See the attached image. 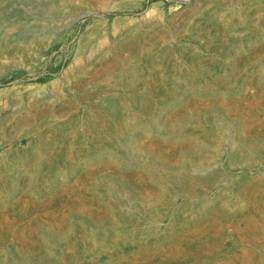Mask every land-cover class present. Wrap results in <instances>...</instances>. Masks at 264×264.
Segmentation results:
<instances>
[{
    "label": "rangeland",
    "instance_id": "374dc122",
    "mask_svg": "<svg viewBox=\"0 0 264 264\" xmlns=\"http://www.w3.org/2000/svg\"><path fill=\"white\" fill-rule=\"evenodd\" d=\"M62 2L0 0V264H264V0Z\"/></svg>",
    "mask_w": 264,
    "mask_h": 264
},
{
    "label": "bare ground",
    "instance_id": "6f19581e",
    "mask_svg": "<svg viewBox=\"0 0 264 264\" xmlns=\"http://www.w3.org/2000/svg\"><path fill=\"white\" fill-rule=\"evenodd\" d=\"M28 4H33L34 0H25ZM42 3L46 10L51 15H58L59 13H62V0H42ZM38 7V6H37ZM44 9V8H43ZM6 18H8L7 14L0 11V29L4 26ZM26 35V32H22L18 35L17 39L22 40ZM3 37V36H2Z\"/></svg>",
    "mask_w": 264,
    "mask_h": 264
}]
</instances>
